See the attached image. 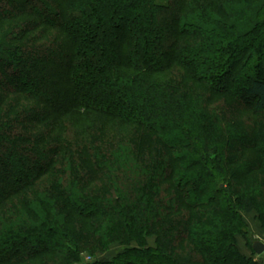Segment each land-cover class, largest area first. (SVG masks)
Wrapping results in <instances>:
<instances>
[{
  "label": "trees",
  "instance_id": "16d2710c",
  "mask_svg": "<svg viewBox=\"0 0 264 264\" xmlns=\"http://www.w3.org/2000/svg\"><path fill=\"white\" fill-rule=\"evenodd\" d=\"M244 213L264 0H0V264H262Z\"/></svg>",
  "mask_w": 264,
  "mask_h": 264
},
{
  "label": "rangeland",
  "instance_id": "374dc122",
  "mask_svg": "<svg viewBox=\"0 0 264 264\" xmlns=\"http://www.w3.org/2000/svg\"><path fill=\"white\" fill-rule=\"evenodd\" d=\"M6 25V24H5ZM4 25V26H5ZM4 26H1L3 28ZM248 101V100H246ZM253 101L246 102L248 104L252 103ZM245 220L247 221L248 225V235L251 241L255 242L256 240H260L264 243V229L260 226L257 218H256V213H251V214H245L244 213ZM150 242L153 244L154 239H150ZM240 247L241 249L247 253L250 254V249L246 246V241L241 240L240 241ZM123 248L119 244H114L111 246V249L105 253L101 254L99 257L102 259H108L114 256L116 253L122 251ZM255 257L259 258L261 263L264 264V252L262 254H257L255 252ZM259 256V257H258Z\"/></svg>",
  "mask_w": 264,
  "mask_h": 264
},
{
  "label": "water",
  "instance_id": "95a60500",
  "mask_svg": "<svg viewBox=\"0 0 264 264\" xmlns=\"http://www.w3.org/2000/svg\"><path fill=\"white\" fill-rule=\"evenodd\" d=\"M253 249L257 254H262L264 252V243L260 240H256L253 243Z\"/></svg>",
  "mask_w": 264,
  "mask_h": 264
}]
</instances>
